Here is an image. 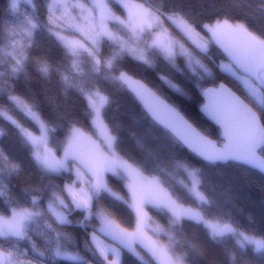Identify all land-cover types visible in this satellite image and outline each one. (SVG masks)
<instances>
[{
    "label": "trees",
    "instance_id": "1",
    "mask_svg": "<svg viewBox=\"0 0 264 264\" xmlns=\"http://www.w3.org/2000/svg\"><path fill=\"white\" fill-rule=\"evenodd\" d=\"M47 1H21L15 8L11 0H0V109L37 132L36 121L11 96L25 100L50 127L49 145L58 154L72 127L94 130L93 112L84 89L100 90L107 97L102 117L123 158L146 174L157 176L182 204L197 207L205 217L264 241V174L234 161L208 162L200 158L153 121L120 79L124 72L140 77L203 133L221 143L219 127L201 109L209 85L227 83L257 110L264 125V102L258 105L237 78L219 68L217 62L226 59L222 49L211 41L203 53L166 21L171 32L210 71L191 68L182 55L171 63L150 45L147 34L141 41L143 47H139L147 61L120 50L118 43L106 37L98 43L97 58L87 51L73 52L50 30ZM131 1H145L162 13L177 15L198 31L206 32L207 24L228 20L264 38V0ZM112 4L125 14L119 1ZM113 25L128 34L118 23ZM260 152L264 156V147ZM191 171L199 179L204 201L188 190ZM105 178L107 185L125 200L102 190L92 197L93 215L88 217L86 209L75 207L64 190L65 184L76 182L74 171L43 167L19 127L0 112V213L10 214L13 208L35 212L22 237L2 236L0 245L25 253L38 264H106L90 238L98 225L95 213L106 210L126 231L134 228L136 217L127 202L125 178L112 172H107ZM56 194L62 201L55 199ZM49 202L59 204L66 214L65 222L57 221L48 211ZM147 210L151 219L173 230V253H168L173 261L264 264V248L259 250L251 243L239 245L232 234L216 237L202 222L190 218L171 223L166 211L152 206ZM166 236L161 240L166 241ZM66 252L78 253L81 260L62 257ZM145 256L150 263L122 247L119 264H156L149 254Z\"/></svg>",
    "mask_w": 264,
    "mask_h": 264
},
{
    "label": "rangeland",
    "instance_id": "2",
    "mask_svg": "<svg viewBox=\"0 0 264 264\" xmlns=\"http://www.w3.org/2000/svg\"><path fill=\"white\" fill-rule=\"evenodd\" d=\"M21 1L32 0H11V5L16 8ZM112 1L114 0H48V26L73 52L87 51L96 57L98 43L106 37L118 43L120 50L147 61L144 50L139 48L143 47L141 41L147 34L150 45L159 49L171 63L175 64V58L182 55L191 68L206 69L200 57L171 32L167 21L203 53L207 52L209 42L217 44L226 56V59L217 62L219 68L237 78L256 103L263 105L264 83L258 72L264 67V38L249 32L243 24L228 20L207 24L206 32L198 31L179 16L162 13L145 1L115 0L124 6L123 15L114 8ZM113 23L126 28L128 34H124ZM170 84L175 86L171 82ZM84 91L93 112L94 130L88 132L77 126L72 127L58 154L49 145L50 127L21 97L11 96L36 121L39 127L37 132L21 125L5 111L0 109V112L19 127L25 139L33 145L34 156L43 167L74 171L76 182L65 184L64 190L75 207L86 209L88 217L93 215L90 211L92 197L102 190L125 200L107 185L106 173L112 172L125 178L129 190L127 202L136 217L134 228L124 230L106 210L99 209L95 213L98 225L90 232L91 241L106 264H119L122 247L148 263L150 261L145 253L156 264H184L169 257L168 253H173L170 237L174 232L158 220L151 219L148 206L166 211L171 217V223H179L182 218L202 222L212 235L223 223L205 217L197 207L182 204L157 176L146 174L137 165L123 158L116 151L115 137L102 117L106 95L96 88ZM49 150L58 156L61 162L59 167L52 165ZM187 187L196 198L202 194L195 171L190 172ZM55 199L62 201L58 194ZM46 207L57 221L67 220L59 204L49 202ZM34 215L35 212L30 208H13L7 215L0 213V237H22L27 221ZM231 234L239 245H254L256 238L252 236L236 229ZM164 235H167V242L161 240ZM0 249L6 254L8 264H38L35 259L26 257L25 253L18 250L2 245ZM61 256L81 260L76 252H66Z\"/></svg>",
    "mask_w": 264,
    "mask_h": 264
},
{
    "label": "water",
    "instance_id": "3",
    "mask_svg": "<svg viewBox=\"0 0 264 264\" xmlns=\"http://www.w3.org/2000/svg\"><path fill=\"white\" fill-rule=\"evenodd\" d=\"M264 83V67L258 72ZM120 79L142 105L143 109L160 126L168 130L188 150L208 162L234 161L264 174V125L257 110L237 91L225 82L209 85L202 103V113L215 123L222 142L203 133L185 114L168 99L159 94L140 77L124 72ZM53 166L61 162L51 150L48 151ZM200 201L205 198L202 194ZM233 227L226 223L215 230L214 236L230 235ZM257 249L264 248V241L256 238ZM0 264H8L7 256L0 249Z\"/></svg>",
    "mask_w": 264,
    "mask_h": 264
},
{
    "label": "clouds",
    "instance_id": "4",
    "mask_svg": "<svg viewBox=\"0 0 264 264\" xmlns=\"http://www.w3.org/2000/svg\"><path fill=\"white\" fill-rule=\"evenodd\" d=\"M206 71H210V70H208V69H205ZM0 255H3L2 253H0Z\"/></svg>",
    "mask_w": 264,
    "mask_h": 264
}]
</instances>
